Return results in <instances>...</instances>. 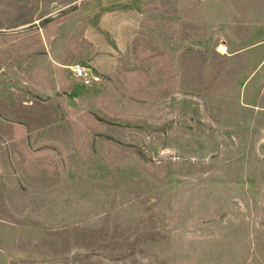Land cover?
Segmentation results:
<instances>
[{
	"label": "rangeland",
	"instance_id": "obj_1",
	"mask_svg": "<svg viewBox=\"0 0 264 264\" xmlns=\"http://www.w3.org/2000/svg\"><path fill=\"white\" fill-rule=\"evenodd\" d=\"M0 264H264V0H0Z\"/></svg>",
	"mask_w": 264,
	"mask_h": 264
},
{
	"label": "built area",
	"instance_id": "obj_2",
	"mask_svg": "<svg viewBox=\"0 0 264 264\" xmlns=\"http://www.w3.org/2000/svg\"><path fill=\"white\" fill-rule=\"evenodd\" d=\"M74 76L81 80L85 85H90L96 78L93 76L91 70L81 65H77L73 69Z\"/></svg>",
	"mask_w": 264,
	"mask_h": 264
}]
</instances>
